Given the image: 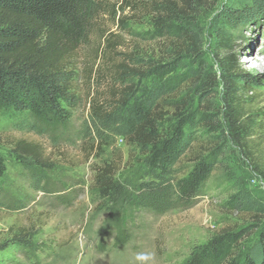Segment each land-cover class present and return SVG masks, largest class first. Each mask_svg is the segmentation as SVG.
I'll return each mask as SVG.
<instances>
[{
	"label": "rangeland",
	"instance_id": "obj_1",
	"mask_svg": "<svg viewBox=\"0 0 264 264\" xmlns=\"http://www.w3.org/2000/svg\"><path fill=\"white\" fill-rule=\"evenodd\" d=\"M153 1L94 0L75 61L79 104L67 129L51 133L29 118L0 112V155L7 167L0 179V264H138L141 252L152 254L147 264H184L220 230L244 226L256 231L247 249L257 256L264 236V147L252 163L231 140L214 27L225 26L234 37L243 72L262 74L264 0H209L194 17L202 34L199 57L177 63L171 41L155 35ZM146 89L166 127L183 100L198 116L162 180L123 137L126 104ZM256 92L264 102V87ZM21 141L38 146L52 165L44 177L11 156ZM200 152L215 156L217 166L190 206L145 201L144 194L158 189L172 194ZM104 166L113 167L123 197L101 198L95 176ZM233 197L241 210L230 206Z\"/></svg>",
	"mask_w": 264,
	"mask_h": 264
},
{
	"label": "trees",
	"instance_id": "obj_2",
	"mask_svg": "<svg viewBox=\"0 0 264 264\" xmlns=\"http://www.w3.org/2000/svg\"><path fill=\"white\" fill-rule=\"evenodd\" d=\"M93 2L0 0V112L29 118L51 133L67 129L79 104L74 87L75 61L90 24ZM208 2L154 0L151 4L152 27L157 37L173 44V63L199 57L202 34L194 17ZM214 32L223 53L218 60L219 80L229 134L242 155L256 163L254 153L264 147V102L256 92L264 87V72L255 76L243 72L239 66L243 58L235 53L234 37L220 24L215 25ZM153 68V73H157V68ZM180 104L183 106H175L176 116L167 127L162 109L154 104L149 90L133 96L126 104L123 137L128 146L143 153L146 167L159 180L171 174L183 152L186 129L198 121L194 112L185 110L184 100ZM206 122L210 126L207 118ZM10 152L18 164L40 176L52 169L36 145L17 142ZM191 161V171L176 180L172 194L170 189H158V194H144L145 201L158 199L165 204L174 203L176 208L190 206L216 170L217 158L200 152ZM6 171V161L0 155V179ZM95 186L103 199L124 196L111 166L97 169ZM230 206L241 210L236 197ZM255 233L250 226L226 227L205 245L195 247L184 264H264V236L257 256L247 249Z\"/></svg>",
	"mask_w": 264,
	"mask_h": 264
},
{
	"label": "clouds",
	"instance_id": "obj_3",
	"mask_svg": "<svg viewBox=\"0 0 264 264\" xmlns=\"http://www.w3.org/2000/svg\"><path fill=\"white\" fill-rule=\"evenodd\" d=\"M152 259L151 253L141 252L138 253L135 257V260L138 262V264H147L148 261Z\"/></svg>",
	"mask_w": 264,
	"mask_h": 264
}]
</instances>
